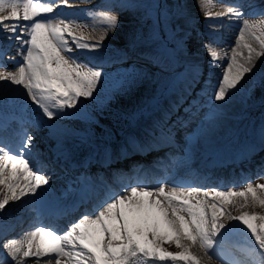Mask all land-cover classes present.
Listing matches in <instances>:
<instances>
[{
  "label": "snow or ice",
  "instance_id": "snow-or-ice-1",
  "mask_svg": "<svg viewBox=\"0 0 264 264\" xmlns=\"http://www.w3.org/2000/svg\"><path fill=\"white\" fill-rule=\"evenodd\" d=\"M71 7L69 0H0V37L19 43L15 70L0 64V82L22 89L26 97L53 119L75 108L81 98H92L102 72L80 63L74 50H96L104 35L90 43L83 34L73 31L74 20L50 15L56 8ZM200 7L206 18L243 14L230 6L224 12L208 11L207 0ZM107 30L119 24L117 15L110 11L91 14ZM264 15V13H262ZM80 27V25H76ZM236 47L231 50L227 70L218 80L211 99L225 101L238 88L244 76L255 69V61L264 56V19L243 20ZM251 37L259 51L248 43ZM212 61L221 57L205 45ZM247 49L243 62L237 57ZM224 56L227 58L228 54ZM33 137L21 139L18 149L0 146V212L10 202L37 196L49 184L42 167L26 154ZM229 205L239 209H264V184L248 183L245 187L210 191L191 186H169L158 182L155 186H124L122 192L109 191L104 200L94 205L63 231L38 223L18 238L0 244L6 258L0 264H204L211 260L228 231L224 220L243 226L250 242L238 248L227 264H264V214L241 211L233 215ZM223 217V218H222ZM174 245L179 251H168L164 245ZM198 245L203 255L191 249ZM46 258V259H45Z\"/></svg>",
  "mask_w": 264,
  "mask_h": 264
},
{
  "label": "rangeland",
  "instance_id": "rangeland-1",
  "mask_svg": "<svg viewBox=\"0 0 264 264\" xmlns=\"http://www.w3.org/2000/svg\"><path fill=\"white\" fill-rule=\"evenodd\" d=\"M69 1L78 3L84 0ZM213 1L207 0L208 11L213 12L214 5L211 4ZM200 2L201 0H99L93 10L86 9L82 12L71 6L64 10L65 16H58L74 20L73 31L77 35L83 34L90 43L99 40L101 35L105 36L99 49L74 50L73 53L80 63L102 72L93 97L81 98L75 108L66 109V114L58 115L53 119L42 115L46 121L55 124L54 127L61 129L64 135L57 139L60 138L69 147L71 156L84 154L89 148L97 149L102 142L109 141L111 138L118 140L122 137L119 131L128 123V115L136 116V122L143 120L145 114L150 116L156 114L166 104H175L176 97L182 99L189 95L187 91L182 90L185 83V86H188L193 80V85L197 89L202 84V79L208 76L214 82L213 88H210L212 91L207 97H203L204 103H198L199 112L207 117L204 119V126L198 132L196 124L190 123L189 120L195 114V109L186 111L185 115L188 117L180 118L188 125L186 130L180 133L187 137L188 143L185 146L187 156L192 157L195 151L193 148L199 149L200 145H204V142L200 143L203 139L210 145L207 147L214 146L218 141L225 139L227 134L233 133V124H236L238 118L245 119L247 123L248 120L245 118L247 114L251 111L264 110V67L254 79L241 82L237 89L230 92L239 99V102L241 101L232 114L214 112L212 109L214 99H211L217 82L226 68L228 58L231 57L226 58L224 54L229 55L232 39L225 36V44H219L215 39L218 38L217 30L222 26L226 29L240 27L245 19L249 21L264 19L262 15L264 0H247V3L239 8V11L244 13L239 19L235 16L206 18ZM99 11H110L118 16L119 24L114 31H106L101 22L93 19L91 14ZM215 12H219V9H215L213 13ZM210 26L216 28L213 33L207 32ZM203 28L204 32L201 31ZM245 38L259 50V45L251 37ZM205 45H211L221 58L218 61H212ZM132 47H136L139 52L143 51L142 48L150 50L154 53L153 57H157L155 59L158 63L151 59L145 61L141 53L139 59H126L127 52ZM0 56L1 63L3 55ZM261 58L264 62V56ZM195 68L199 70L198 76L190 77L194 74ZM0 83L4 84V82ZM5 87L11 88V85L6 82ZM8 92L4 89L2 96L11 94L17 96L16 93H18L12 90L11 93ZM20 98L23 97L19 96L17 100ZM21 101V106L37 109L36 111L42 113L33 103L28 105L24 99ZM261 118L264 119V116ZM244 124L241 126H245ZM216 134L219 137L214 140ZM232 140L234 137L230 142ZM68 144L72 145L68 146ZM246 182L248 184L252 181ZM247 184L244 182V187ZM228 188L225 187L222 190ZM234 188L238 190L240 186ZM236 209L233 215H239L241 211L264 214V209L260 207L249 206L244 209L236 207ZM224 222L236 231L241 230L239 232L241 237L250 239L242 225L236 228L232 221L225 219ZM164 247L171 252L179 250L174 245L166 244ZM216 262L222 264L219 261Z\"/></svg>",
  "mask_w": 264,
  "mask_h": 264
},
{
  "label": "bare ground",
  "instance_id": "bare-ground-1",
  "mask_svg": "<svg viewBox=\"0 0 264 264\" xmlns=\"http://www.w3.org/2000/svg\"><path fill=\"white\" fill-rule=\"evenodd\" d=\"M215 1L217 3H215ZM96 3H99V0H84V1L78 2V3H73L72 1H69V4L76 7V8L88 7L91 5H95ZM220 3H221V6H220ZM230 3L228 1H225V0H214L211 3L214 5L212 7V9H213L212 11L214 12L215 9H219V12H224L227 10ZM235 5H237L238 7L241 6V4L238 1H237V3L235 2ZM67 8H69V7L61 6V7L56 8V10H58L59 13L61 12L60 15L63 16L64 15L63 12ZM240 12L242 14H244L243 11H240ZM242 26H243V24L240 27L237 26L238 28L236 26H234L231 29H226L225 26H222L217 30V31H219L218 38H215V39H217L216 41H218L219 44H221V43L225 44V40H226V39H224L225 36H229V38L232 39V41H230L231 47H230L228 56H231L232 48L236 47L237 38L240 35L239 29ZM214 30H216V28L213 26H210V29H207V32L213 33ZM201 31L204 32L205 29L203 28V29H201ZM227 34H229V35H227ZM246 40H248V39H246ZM247 42L250 43L249 41H247ZM252 46L254 48H256L257 51H259L258 48L255 47L253 44H252ZM19 47H20L19 43L16 40H14V39L8 40L4 37H0V54H2V53L5 54L3 61H2V65H4L6 69H14L15 65H16V61H19L21 59L20 56L17 55V50ZM237 50L243 53L242 56L237 57L238 61L243 62V56L247 55V49L238 48ZM12 57H15L16 61H13ZM198 57H200V56H198ZM225 67L226 68L224 69V71L227 70V65ZM262 67H264V62H263L262 58L259 57L255 61L254 71L246 74L241 82H245V81H249L251 79H254L256 77V75L258 74V72L261 71ZM197 69L198 68L194 69V72H193L194 74H191L190 77L196 76L197 73L199 74V70H197ZM208 77H205V79H202L203 80V81L201 80L202 84H200L197 89L194 88L190 92V98L188 100H185L186 103H183V101H184L183 99L176 97L175 102L176 103L178 102V105H179L178 109H175L174 108L175 106H173V108H172V107H170L171 105L166 104L162 108L160 113L157 115V117L160 118V120L153 119V121H152L153 123L159 124V126L155 127L158 130V131H156V134H159L160 137L163 138L165 146L167 144L171 143V142H169L170 137L168 136V134L172 130H175V123L177 124V126H179V129H180V124H178L177 122L180 121L181 117H188L187 115L184 114L185 113L184 110L186 108H188L189 106L192 107L196 103H204L203 97H207V95L210 94V91H212V89L210 90V88H213L214 82H212V80H210ZM221 77H222V74H221L220 78ZM192 83H193V80H192ZM192 83H191V85H193ZM5 84H6V82H4V84L0 83V123L5 125V127H7L6 129H8L10 131V133H13L12 137L14 138L15 133L16 134H18V133L16 132V130L10 129L11 128L10 127V121H9L10 117L7 115H6L7 117L4 116L5 114L1 113V111L6 110V109L9 110V107L11 105L17 106V104H21L20 102H22L21 101L22 99H24L25 100L24 102L25 103L27 102L28 105H30L32 103V101L26 97V94L23 92L22 89L17 88V86H15V85H11V88H13L15 91L18 92V93H16L13 89L8 88V87L6 88ZM188 86L190 87V85H188ZM4 89L8 90L9 91L8 93H11V90H12L14 93L17 94V96L12 95V94L6 95L7 97L2 96V92ZM19 96H21L23 98L22 99L20 98L21 100L20 99L17 100ZM176 96H178V95H176ZM240 102L236 96L229 93L228 98L225 101L217 102L214 100V104L212 106L213 107L212 109L214 112L220 111V112L225 113V114H227V113L232 114V112L234 110H237ZM18 107H20V106H18ZM32 110L33 109H31L29 107L18 108V109H14L12 106L10 107V111H12V112H16V111H19L20 113H22V112H34ZM35 114L38 117H43L42 113H40V112H35ZM250 115H251V117L257 116L258 121L256 122L255 128L260 129L261 132H263V134H264V119L261 118L262 116L258 117V115H260V114L257 112H253V111L250 112ZM11 118H13V115L11 116ZM205 118H207L205 114L199 113V114H197L196 118L192 122L193 124L195 123L196 124L195 126L198 127V132L204 126L203 122H204ZM17 122H19V121H17ZM244 122H245V120H241L237 124H235V125L233 124V126H234L233 133L234 134H236L238 136H243L244 132L247 131L248 129H250V127L246 125V122H245V124H244ZM142 124L146 125V122H144ZM243 124L245 125L244 129L241 126ZM54 126H56V125L55 124L53 125V123L46 121V120H44V123L38 124L36 126H28L27 125V127L24 128L22 134L20 135L19 141L14 143L15 145L13 147H10V146H8V147H10L14 150L18 149L21 145L22 137H24L26 135H30L33 137V140H32V144H31V148L27 150L26 154L30 157L31 153L29 151L40 152L38 155V158L42 159L43 157H46L45 154L41 153V150L45 148L42 145L43 143L45 145H47L46 142L51 141L52 145H54L55 143L57 144L58 142L60 143V141H61L60 138L59 139H57V138L59 136H61L63 134V132L61 131V129L54 127ZM164 126H167L170 129H166V132H164V130L161 129ZM186 127H188V125ZM156 134H151L150 140H151L152 147L153 148H160L161 147V149H165V151H172L169 154L167 161L165 163H162L160 166H155L158 163V161H157V159H155V157H151L152 158L151 162H142L140 164L127 163V166L125 168L118 171L119 175L122 176L121 177V183L115 185L116 190H113L112 192H122L124 186H136L135 183L139 179L134 180L133 178L137 177L138 175L145 173V171H148L149 169H150L149 171H152L153 174L151 173L150 175H148L149 177L148 176H146V177L150 178V179H148V181L153 180L151 186H155L158 182H164L165 184H168L169 186H176V185L189 186L190 185L191 187H199L202 190L210 191L212 188H217L218 190H222L223 187H227V186L229 188H234L236 186H240V188H242V187H244V182H246V180H251V179H253V181L251 182L252 184H257V183L264 184V168L263 167L256 168L259 165L257 163L264 165V158L263 157L254 161V164H253L254 167L252 168L254 170L253 171L246 170L245 174H244L245 178L244 179L242 178L241 180H238V181L237 180H231V181L224 182V181H216L214 179H211L214 181L208 182V183H202L199 180L188 178L185 176V172H187L186 171L187 165L190 164L189 163L190 160L188 161L189 157L185 154V146H187V143H188L187 137L182 136L181 140H180L181 141L180 145L177 147V149L175 148L176 150L175 149L173 150V148H172L170 150L169 148L163 146V144H161L158 147H154V146H157L158 139L160 140V138L158 136H156ZM249 135L250 134H246V138H249L250 137ZM217 137H219V135L217 136V134H216V138H214V140H216ZM232 137H233V135H232ZM231 138L229 140H225V139L220 140L221 144L218 145L217 147L223 148L222 151L224 150V148H228L227 143H232L235 140V138H234V140H232L230 142ZM160 142H162V141H160ZM212 142H213V139H212ZM5 143H6V141L0 137V144L2 146H4V145H6ZM200 143H203L206 146L208 145L204 139L202 141H200ZM71 145L68 144V146H71ZM149 145H150V143H149ZM204 145H200V149L206 147ZM57 146H58V144H57ZM57 146H56V149H57ZM237 146L232 145L231 146L232 148H229L228 151L225 150V152H227V153L233 152L234 149L239 148L240 145H237ZM89 149L94 150L93 148H89ZM193 149H197V148L195 147ZM69 151L70 150L68 148L66 149V151H64L63 155L65 156V161L69 160V158H70ZM166 154H167V152H166ZM221 156L222 155H219L218 158ZM73 160H74V158H73ZM191 162H192V165L196 164V163H194L195 161H191ZM83 163H84V161L82 162V164ZM148 164L150 166H148ZM167 165H168V169H167ZM47 166H50V164L48 163ZM61 166L63 167V164ZM61 170L62 169H60V171ZM70 172H71V174L74 173L72 170H70ZM86 172L87 171H83L80 173L79 172L74 173L73 177H74L75 181H78L77 184H79V182H81V180H82V182L85 180L84 173H86ZM44 174L48 177L49 184L43 187L42 192H40L35 197L29 196V197L23 198L21 201L10 202L6 206L5 210L3 212H0V232H2V234L5 236L10 237L7 239L18 238L24 231L30 230L32 227L37 225V224H33L31 222L32 217L37 216L38 210H42V207L44 206V204H47L48 202L54 201L55 199L58 198L60 192H62V190L65 188V185H66L67 180H68V176L71 175V174L68 175L66 172L65 173H62V172H58V173L44 172ZM80 174H82L81 180H79ZM89 178L92 179L91 176H88V179ZM245 184H247V183H245ZM234 189H236V188H234ZM101 193H102V190H100L99 194H101ZM105 196L106 195H104L100 201L104 200ZM37 206H38V209L35 211V208ZM236 207L229 205V207L227 208V211L234 213L237 210ZM91 210L92 209L90 208V211ZM14 223L17 224L16 229L11 228V225ZM232 224H235V226H237L236 228L241 227V225L235 221H232ZM52 227L55 228L58 231V233H60V234H62L64 231V230H59L58 225H52ZM68 227H66V229ZM240 231H236L235 228L228 226V231L225 232L223 235L224 239L220 242V244L216 248L217 250H221V251L214 250V253L212 254L213 258L211 260H208L207 257H204V264H218L216 261H219L222 264H227V262L229 260H231L233 255H239L238 248L240 246H243V245L250 242V239H248L244 236L241 237L242 235L239 233ZM7 239L0 241V244L5 242ZM220 245H222V248L219 247ZM227 245H228V247H227V249H225V247ZM191 251L197 255H201V256L203 255L201 249H199V246H197V245L194 246L191 249ZM0 253L3 255L4 258H6V252L2 247H0ZM28 264H36L35 259L34 258L30 259L28 261ZM41 264H43V260H41Z\"/></svg>",
  "mask_w": 264,
  "mask_h": 264
}]
</instances>
